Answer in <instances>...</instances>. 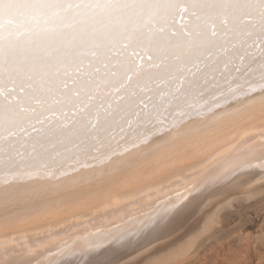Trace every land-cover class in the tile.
<instances>
[{"label":"snow or ice","instance_id":"1","mask_svg":"<svg viewBox=\"0 0 264 264\" xmlns=\"http://www.w3.org/2000/svg\"><path fill=\"white\" fill-rule=\"evenodd\" d=\"M234 159L264 162V0H0L3 264H120Z\"/></svg>","mask_w":264,"mask_h":264},{"label":"bare ground","instance_id":"2","mask_svg":"<svg viewBox=\"0 0 264 264\" xmlns=\"http://www.w3.org/2000/svg\"><path fill=\"white\" fill-rule=\"evenodd\" d=\"M255 168L262 171L259 173L248 170ZM198 179L200 195L197 201L185 214L175 219L159 238L148 237L151 227H140L130 231L124 240L114 242V246L127 252L120 264H162L184 253L196 237L208 229L212 220H220L218 216L224 207L231 205L233 201L241 200L240 198H251L264 193V162L254 165L247 160L221 161L202 173ZM201 238L205 239L203 236ZM140 245L144 246L137 250ZM102 251L103 246L96 243L80 244L63 252L55 264H98L102 259ZM0 264H3V261H0ZM11 264L33 262L25 256H20L14 257Z\"/></svg>","mask_w":264,"mask_h":264},{"label":"rangeland","instance_id":"3","mask_svg":"<svg viewBox=\"0 0 264 264\" xmlns=\"http://www.w3.org/2000/svg\"><path fill=\"white\" fill-rule=\"evenodd\" d=\"M240 199L224 207L219 222L212 220L184 253L162 264H264V193Z\"/></svg>","mask_w":264,"mask_h":264}]
</instances>
